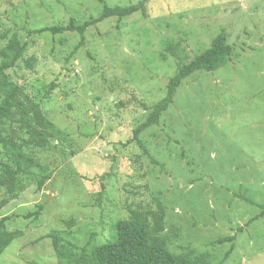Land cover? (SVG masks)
Segmentation results:
<instances>
[{
    "label": "rangeland",
    "instance_id": "374dc122",
    "mask_svg": "<svg viewBox=\"0 0 264 264\" xmlns=\"http://www.w3.org/2000/svg\"><path fill=\"white\" fill-rule=\"evenodd\" d=\"M101 9L100 0H0V51L16 35L23 58H35L32 68L19 61L6 73L65 133L45 148L25 147L51 177L40 190L27 179L0 209L10 216L0 234L14 235L0 264H58L47 233L77 246L90 240V250L114 237L128 208H153L155 197L165 205V232L180 229L172 253L207 252L218 264L232 244L224 264H264V0H149L146 13L89 26L82 44L75 31L38 32ZM220 32L231 60L187 77L159 123L133 138L177 63ZM39 205L37 219L24 217ZM229 235L232 242H215Z\"/></svg>",
    "mask_w": 264,
    "mask_h": 264
},
{
    "label": "trees",
    "instance_id": "16d2710c",
    "mask_svg": "<svg viewBox=\"0 0 264 264\" xmlns=\"http://www.w3.org/2000/svg\"><path fill=\"white\" fill-rule=\"evenodd\" d=\"M101 12L97 17H91L82 23H77L71 18L66 24H54L38 30L50 31L60 34L66 31H75L80 34L82 44L84 32L95 23L107 17L121 19L134 12L146 13L149 0H139L127 6H109L103 0ZM25 46L12 35L0 51V188L7 196L0 199V209L16 199L27 187V179L32 178L36 183V190H40L45 182L50 179L49 173H39L40 163L35 155L25 150V147L45 148L51 140L60 139L65 133L55 125L42 111L40 104L34 101L19 85L13 83L6 70L14 67L19 61L32 68L35 58H23ZM167 49L171 55H176V44L168 43ZM233 46L227 41L224 32L217 34L209 47L196 55L190 62L177 63V70L168 79L166 93L163 98L154 103L146 119L133 130V138L151 125L158 124L160 116L172 102L177 88L191 74L197 71L211 72L225 65L231 60ZM53 84L49 87L52 89ZM49 91V90H48ZM239 198L253 203L248 197L238 195ZM153 208L130 207L126 218L115 223L114 237L104 243L92 246L88 250L90 240L82 246L64 239L56 234L47 233L44 237L51 239L58 264H210L207 252L199 254H175L170 251L171 244L179 237L180 229L172 227L165 232V205L159 198H154ZM264 214V203L259 204ZM42 206L28 212L25 218L37 219ZM10 216L0 217V228ZM67 222L68 227L74 225V219ZM14 235L0 234V252L8 245ZM234 235L221 237L215 240L222 244L232 242ZM230 249L225 252L223 259L218 264H224ZM73 248L79 250L75 255Z\"/></svg>",
    "mask_w": 264,
    "mask_h": 264
}]
</instances>
